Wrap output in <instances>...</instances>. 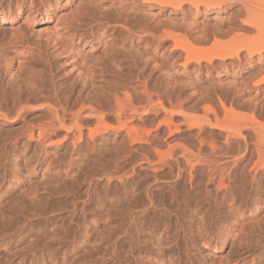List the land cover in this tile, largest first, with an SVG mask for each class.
Listing matches in <instances>:
<instances>
[{
    "label": "rangeland",
    "instance_id": "374dc122",
    "mask_svg": "<svg viewBox=\"0 0 264 264\" xmlns=\"http://www.w3.org/2000/svg\"><path fill=\"white\" fill-rule=\"evenodd\" d=\"M10 1L11 13L8 7ZM25 1L27 0H0V15L6 16L7 19L0 22V47L6 48L4 54L14 59L10 68L19 79L15 80V84L7 85L10 77L3 71L7 65L3 62L0 80L4 75L7 78L4 77L2 81L4 85L0 81V91L5 87L9 90V95L18 91V82L27 77H34L40 86L52 87L61 95L72 94L69 96L73 98V102L79 96L110 100L108 93L116 88L122 89L146 78L150 86L157 84L156 86L161 88L171 75L173 77L169 81L175 86L172 87L183 92L186 108L191 109L189 112L194 114L190 118L195 123H202L207 118L203 108L197 109V112L192 110L196 102V99H193L196 89L200 91L212 86L227 89L233 87L228 86L230 81L241 84L254 74L261 75L259 69L253 68L258 66L254 63L251 67L243 68L245 71H233L229 68L224 72H201L196 78H192L188 72L172 69L174 59L164 48H156L157 46L148 40L131 37L125 30L115 26L114 22H120L123 17H127L152 24L172 19L174 23L182 25V21L189 24L193 19L195 22L191 24L200 29L211 27L216 13L194 17L193 14H176L171 13V10L160 11L158 8L144 10L140 6V0H30L38 12L31 15L21 11V14L16 16L17 5ZM45 12L51 14V21L47 20ZM222 15L223 18L228 17L227 14ZM107 22H110V25H106ZM55 24L60 25L57 31L52 28ZM185 25L188 29L191 26ZM51 29L57 33L56 37L49 34L51 31L48 30ZM196 47L199 49L200 45ZM70 49L77 55H73L75 60L79 59L81 63L86 60L90 67L87 77L81 75L79 68L82 64L80 65L79 60L77 63L74 60L75 67H72L70 61L68 63L67 52ZM79 65L81 67H78ZM258 76L254 75V78ZM26 83L23 81L18 84L27 90L29 86ZM39 89H34L37 94L34 90L27 93L32 109L25 110L24 117L17 119L10 129L0 120V139L16 135L25 122L45 114L39 107L45 103L44 98L49 93L44 91L47 94L45 96L40 90L41 95L43 94L41 97L38 95ZM250 89L246 87L243 91L244 100L237 101L238 104L244 105L245 109L238 110L246 113L245 116L248 115V123L251 119L263 122L264 85L258 91ZM230 96L224 97L227 105L233 101V96ZM246 96L251 98L246 99ZM0 100V103L12 108V99L5 102L0 97ZM141 101L139 99L141 103L138 105L146 107L147 103ZM154 101L157 102V99ZM221 112L219 118L224 120V114ZM151 119L155 122L147 127V130L151 129L154 133L155 125L163 119V114L158 117L152 115ZM173 119L175 122L181 121L178 115H174ZM106 120L102 127L117 126L114 117ZM82 126L86 138L89 129L99 128L101 124L98 127L96 122L87 121L83 122ZM181 126V131L187 133V128ZM74 127L73 123V130ZM163 129V133L155 141L159 155L155 154L154 149L152 151L151 146L141 149L143 152L146 150V154L140 153L141 150L136 147L134 150L130 149L129 145L123 146L120 143L121 138L115 137L114 134L107 135L108 137L102 135L97 147L93 148L88 147L86 142L81 147L73 148L69 141H63L58 148L56 146L50 149L47 156L46 152L43 154L39 150L37 153L38 150L32 148L23 155L24 160H19L21 174L18 173L16 179L13 178L14 173L18 171L12 163L14 158L6 159L0 155V264H31L33 254L45 245H50V250L58 252L60 258L69 245L73 246V264H158L147 258L157 246L163 247L171 255L178 254L183 264H264V194L257 192L256 188L253 189L250 185L243 187L238 180L236 183H230L231 194L222 198L221 194L215 193L213 187L207 190L200 184L203 168H199L198 176L194 179L190 178L187 167L185 176L182 174V177H176L178 173H174L178 172L177 169L173 168L176 171L174 172L169 166L174 161L171 155L176 154L174 157L182 160L183 158L179 155V148L175 149L174 154L168 149L181 137H170L166 129ZM205 129L204 135L201 133L200 137L198 129L183 136L186 137L185 142L188 140L185 147L194 152L196 160L198 157L200 160L213 157L211 144L208 145L211 138L213 139L209 143L217 141L218 146H224V132L217 136L216 133L219 135L220 131L212 132L213 129L207 127ZM63 134L64 131L59 137L62 138ZM245 135H250V132H245ZM199 138L204 146L199 142ZM199 144L203 148L200 149ZM120 148L122 152L119 151ZM1 151L3 150L0 145ZM8 151L11 152V149ZM114 153L117 154L115 157ZM149 153H152V157ZM148 155V160L154 161V165L170 161L166 164L169 168L165 164H162L164 168L161 165L163 169L157 166L161 168L157 175L147 161L144 163L142 160ZM43 156L50 158L47 162L49 164L45 162L46 164L43 163L42 167L36 169L37 160H43ZM35 162V168L32 169ZM28 164H31L30 169L33 172L27 169ZM240 173L241 171H238V174ZM107 176H110V179ZM157 177L160 180H156ZM145 191L154 192L152 205H156H153V209L150 200L147 202L144 196ZM232 195L235 197L232 198ZM232 199H235L234 203ZM231 203L233 207L230 206ZM130 213L135 215L134 219L130 217L133 216ZM110 240H125L117 246V260L111 259ZM57 241L60 243H56ZM163 264H169V260Z\"/></svg>",
    "mask_w": 264,
    "mask_h": 264
},
{
    "label": "bare ground",
    "instance_id": "6f19581e",
    "mask_svg": "<svg viewBox=\"0 0 264 264\" xmlns=\"http://www.w3.org/2000/svg\"><path fill=\"white\" fill-rule=\"evenodd\" d=\"M11 5L12 2L10 1L8 4L10 13L12 9ZM140 6L144 10L158 8L160 11L171 10V13L176 14H193L194 17L195 15L197 16L200 14L216 13L214 24H212V26L209 28L203 27L200 29L191 24L195 22L192 21L193 19L190 20L191 23L189 24L185 21H182V25H179V23H174L172 19L159 21L157 24L147 23L139 21L138 19H131L127 17H123L120 22L114 21L116 22L115 26H118V28L120 27L121 29L125 30L126 33L131 37H137V39L139 40H148L149 42H152V44L156 45V48H164L168 52V55L174 59L173 65H171L173 70L177 69V72L183 70V72H188V74L192 76V78L193 76H195L196 78L201 72H206V74L218 70L224 72L226 71L225 69L229 68H232L233 71H236L234 69L245 71L243 68L248 66L251 67L254 63H256L258 64V66L253 68L259 69V75L261 74L260 76H262V73L264 72V0H140ZM16 10V16L20 15L21 11H23L24 13L28 12L31 15H34V13L38 12L37 9L33 8V2L30 0L17 5ZM149 14L153 15V13ZM222 14H227L228 17L223 18ZM45 17L48 21L52 20L51 14H49V12L45 14ZM5 20H7L6 16L0 15V22H4ZM185 24L191 25L189 26V29L184 27ZM106 25H110V22H107ZM52 28L54 30L56 29L57 31V29L60 28V25L55 24L54 26H52ZM54 30L51 29L48 30V32L51 31L49 32V34L53 37H56L57 33L53 32ZM169 43L171 45L168 46L167 44ZM197 45H200L199 49L196 47ZM5 51L6 48L0 47V70L2 69L1 65L3 64V62L7 64L6 67L4 66L3 71H5V75L7 77H10V80L7 83V85L9 86L11 83L15 84L19 79L15 75V73H12L10 68L14 59L9 58L6 54H4ZM68 51L70 53L67 52L69 56L67 55L68 59H66L68 60V63L70 61V64L73 67V62L75 60V57L73 55L76 54H73L75 52H73L71 49ZM77 60H75V62ZM79 62L80 65L82 64V67L80 65L78 66L81 67L79 68L80 72L82 73L81 75L87 77V75H89L88 72L90 71V67L86 63V60L85 62L83 60V63H81L80 60ZM5 75L3 76L2 80H0L1 82L4 80V77H6ZM254 75L258 76L257 74ZM254 75L253 77H248L249 79L241 84L237 81H230L231 83L229 82L227 84L229 87L231 85L233 87L227 89H221L217 87L215 88L214 86H212L213 88L211 87L210 89L206 87L207 89L200 91L196 89V94L195 96L193 95V99H196V102L192 106V110H194L195 112L197 109L201 107L203 108L202 111H205L204 113L206 114L207 118L205 122L202 123H195L190 118L191 115L194 114H191L189 112L191 109L189 110L186 108L187 103L186 98L183 97V92H181L180 90H176L177 88L175 89V86L173 84L171 85L169 81L173 77L171 75H169V78L165 83L162 82L164 84V87L161 86V88H159V86L157 87V84L155 86H150L149 80H147L146 78L142 81H139L137 84L126 85L127 87H123L122 89L116 88L113 91H110L108 93V95H110L111 97L110 100H104L102 98L98 99L97 97L93 98L92 96L88 98H81V96H79L74 102L73 98L69 96L72 94L61 95L60 92H57L52 87L51 89L50 87H44L43 85L40 86L39 84H37V81L34 79V77H27L29 79L25 78L23 81H25V83L27 82L26 85L29 86L28 89L30 88L28 92H30V90L32 91L34 89L36 90L40 88L39 90H37L39 92L38 95H41V91H43V94L45 92L49 93V95H47L46 93L44 94L48 97H43L45 103H43V105L39 107L42 111L45 112V114L37 117L33 121L25 122L21 131L16 135L1 138L0 145L3 151L0 152V155L2 157H6V159L14 158L12 163L15 165V169H17L18 171H14L15 173L13 175V178L16 179L18 178V173H20V166L18 164L19 160H22L24 158L23 155L32 148L37 149V153H39V150L43 154L46 152L45 154L47 156L50 154V149H54L56 148V146L58 148V146H61L60 144L63 141H69L70 145L73 148L81 147L85 142L88 147L93 148L99 143V141H101L100 138L102 135H104L102 137H108L107 135L114 134L115 137L121 138L120 143L123 146L129 145L130 149L134 150V147L141 150L143 147L151 146V148L153 147L152 151L154 149L155 154H157L160 151L155 147V141L163 133L162 131L164 130V127L166 129V132H168L167 135H169L170 137H181V139L179 137L180 140L178 139V142H173L174 144L170 143L172 145H170L168 150L172 154H174L175 149L179 148L180 154H178L181 158H183V160L174 157L176 155L175 154L171 155L174 159L172 163L169 164L170 161L166 162V164H169V166L171 167V170L173 168L177 169L176 171L178 172L174 171L173 169V171L176 172L174 174L178 173L176 177H182L181 175H184V173L186 172L185 167H187L189 170L190 178L194 179L198 176L200 170L199 168H203V171L201 172L202 174H200V184H203L205 189L207 190L210 187H213L216 191L215 193L221 194L222 198H227L229 196L230 183H236V181L238 180L242 183L243 187H247L248 185H250L253 187V189L256 188L257 192L264 194V121L261 122L258 119H251V121H249L250 123H248L246 121V119L248 120V115L245 116L244 114L246 113L240 111L244 108V105L237 103L239 99L244 100L245 97L243 96V91H245L246 87H249V89L250 87H252L257 91L260 90L261 87H263L264 76H262L261 78L260 76H258V79V77L254 78ZM240 76L241 75H239V77ZM22 82L20 81L18 83ZM219 82L220 81H218V83ZM18 83L17 85L19 89L18 91H15L16 93L14 92V95L11 94L13 96L9 95V90H7V88H5L4 86H2V88L4 87L6 90L4 91L3 88L2 91H0V97L1 99L5 100V102H9L11 99L13 100V106L11 109L9 108V106L2 104V102L0 103V120L7 124V129H10L17 119H21L22 117H24L23 112L25 110L32 109V107L29 105L30 99L27 98L28 89H23L21 84ZM1 84H3V82ZM50 93L52 95H50ZM29 94L31 95V93ZM32 94H34V92H32ZM230 95L233 96V101L232 103H230V105H227L224 97L227 98V96ZM247 97L248 96H246V99ZM139 99L140 101L144 100L147 103V106L144 107L143 105H138L142 102H139ZM154 99H157V102H155ZM216 100H218L219 102H217ZM140 106H142L143 108H140ZM252 106L253 109L254 104ZM221 111H223V113ZM220 112L221 114H224L223 117L222 115H220L222 118H224V120H220ZM160 114H163V119L160 120L156 125L154 124L156 126V129L154 128L155 132L153 133L151 129L147 130V127L149 128V126H151L155 122L154 119H151V116L153 115L154 117H158ZM174 115H178L181 118V121L175 122L173 119ZM210 115H213V118H211ZM110 117H114L116 119L117 126L102 127L103 123L107 121L106 119H109ZM87 121L96 122V124H98V127L101 124L102 128L99 127L91 130L88 128L89 134L85 138V130L83 128L84 126H82V123ZM73 123L75 124L74 130ZM181 125H184L187 128V133L198 129L197 131L199 137L201 133H204L206 127L210 128V130L213 129L212 132H214V130H217L218 132L220 131L219 135L218 133H216L217 136H221L222 132H224V146H218V144L216 143L217 141H215L217 146L214 141L213 143H209L213 139L211 138V136V140L208 142V145L211 144L212 154L211 152L209 153L213 155L214 158L212 157L205 160H200L198 157V159L196 160L197 156L194 154V152L185 147V143H187L188 140L187 142H185L184 139L186 137L183 138V136H186L188 134L181 131ZM63 131L64 134L61 138L59 137V134ZM212 132L210 133L212 134ZM245 132H250V135H245ZM212 135H214V133ZM216 137L215 139H218ZM198 140H200L199 142H202L201 144L204 146L203 141H201L200 138ZM200 147L201 145L199 146V148ZM9 148L11 149V152L8 151ZM119 151L122 152L121 148ZM119 151L118 153H120ZM41 152L40 154H42ZM124 152L126 153V151ZM142 152L143 151L141 150L140 153ZM144 152L142 154H146ZM148 152L149 151H147V154ZM117 154L114 153V157ZM199 155L201 156V154ZM125 156L127 155L125 154ZM111 157L112 156H110V158ZM148 158H150L149 155L148 157L144 156L142 160L144 161V163H146L147 161L148 165L152 167L151 170H155L156 174L162 167H167V165L163 163L164 161L162 162V164H165V166H163L162 164L154 165V161H150L151 159L148 160ZM49 159L50 158L45 157L43 160L40 159V162L37 160L38 163H33V167L30 166L31 164H28L29 168L27 167V169H30V167L32 169L35 168L34 164H36V169H38L39 167L43 166V163H47ZM41 160L43 161L42 163ZM140 160L141 159H139V161ZM157 166L161 168H158ZM29 171L32 170L30 169ZM238 171H241V173L238 174ZM156 174L154 177H156ZM107 177H109L110 179V176ZM107 177L106 179L108 180ZM173 177L176 178L175 175ZM156 180L160 179H158L157 177ZM121 181L123 182L122 179ZM148 191H145L144 196L148 200L147 202H149L150 200V205H152V203L154 202V198L152 199V194L154 192L148 193ZM231 197L234 198L235 196L233 197L232 195ZM235 199H232L231 201L234 203ZM233 203L230 204L231 207L234 206ZM153 205L151 206L152 209L154 208ZM135 214L137 215V213ZM131 215H133L130 216L132 218L135 216L134 214ZM132 218L131 221H133ZM124 242L125 240H110L112 260L118 259L119 254L117 246L119 244H123ZM56 243H58V241ZM49 246L50 245H45L44 247L42 246L43 248H41L40 250V247L36 248L39 251L33 254L30 261L31 264H68L69 262L73 264V257H75V255L72 254L75 250H73V246L69 245L68 249H66L65 253H63L62 258L59 257L58 252L51 251ZM177 256L171 255L169 254V252L167 253V251H165L163 247L157 246L154 251L150 252L149 255H147V258L158 264H163L167 260H169V264H183V260L180 259L178 254ZM189 262L191 263V260H189ZM214 264H222V262Z\"/></svg>",
    "mask_w": 264,
    "mask_h": 264
}]
</instances>
